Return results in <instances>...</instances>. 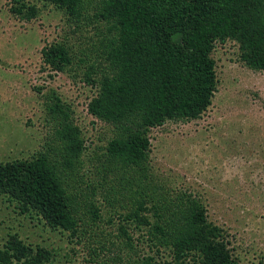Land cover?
<instances>
[{
    "label": "trees",
    "instance_id": "trees-1",
    "mask_svg": "<svg viewBox=\"0 0 264 264\" xmlns=\"http://www.w3.org/2000/svg\"><path fill=\"white\" fill-rule=\"evenodd\" d=\"M35 1L64 10L70 21L106 26L95 61L81 78L95 89L86 104L96 120L92 129L98 131L99 122L112 134L106 138L103 130L85 137L71 105L56 94L48 110L57 138L30 158L0 161V194L20 213L72 236L84 232L83 226L89 230L120 217L130 247L135 245L129 226L135 223L153 248H173L174 264H241L194 194L157 195L149 132L170 120L198 119L209 108L217 91L218 41H236L240 59L264 70V0ZM11 2V12L21 20L39 14L35 2ZM42 56L56 72H70L77 62L66 43L45 46ZM105 138L101 153L87 156ZM108 179L112 186L103 188ZM53 254L15 233L0 245V264H44ZM121 261L112 258L113 264Z\"/></svg>",
    "mask_w": 264,
    "mask_h": 264
},
{
    "label": "rangeland",
    "instance_id": "rangeland-1",
    "mask_svg": "<svg viewBox=\"0 0 264 264\" xmlns=\"http://www.w3.org/2000/svg\"><path fill=\"white\" fill-rule=\"evenodd\" d=\"M30 2L37 4L39 14L26 21L11 12V0H0V161L30 158L54 142L57 126L48 108L56 94L71 105L85 137L103 130L106 138L112 134L111 127L107 131L99 122V130L92 129L96 120L86 104L95 89L81 78L95 61L106 26L76 23L53 4ZM52 43H66L77 60L73 70L56 72L45 66L42 50ZM239 53L236 41L217 42V91L200 118L170 120L150 130L151 183L157 195L194 194L209 222L222 229L233 257L241 264H264V70L250 67ZM106 138L91 146L87 156L101 153ZM103 184L112 186L110 179ZM112 220L89 230L83 226L84 232L72 236L31 213H20L0 194V245L10 234H19L33 247L52 250L44 264H113L114 257H122L121 264L175 263L173 248H153L135 223L129 226L135 245L130 247L119 229L120 217Z\"/></svg>",
    "mask_w": 264,
    "mask_h": 264
}]
</instances>
